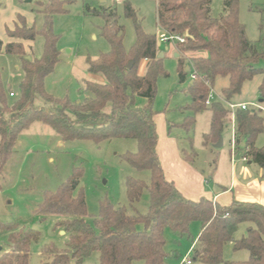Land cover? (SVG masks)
I'll use <instances>...</instances> for the list:
<instances>
[{
	"label": "trees",
	"instance_id": "1",
	"mask_svg": "<svg viewBox=\"0 0 264 264\" xmlns=\"http://www.w3.org/2000/svg\"><path fill=\"white\" fill-rule=\"evenodd\" d=\"M155 21L159 31L183 38L175 44L177 76L180 83L195 74L188 85L189 97L182 112L186 115L178 126L185 132L193 129L196 116L211 112L209 132L203 135L206 145H214L221 137L229 119L226 106L212 102L205 106L216 78H226L222 89L224 102H231L241 92L245 82L260 76L259 103L264 104V18L258 30V42L247 38L245 26L239 20V0H223L222 14L212 16V0H154ZM64 3L49 0L42 4L40 14L44 27L36 31L27 26L20 16L13 28L5 29L7 41L0 40V54L15 56L20 62L23 77L17 96L6 93L0 78V175L11 158L20 134L33 123L53 130L63 142L88 141L96 145L113 139H130L136 142V151L123 154V161L136 172H147L148 181L142 178L125 179L126 206H115L107 199L98 204L93 227L84 221L87 217L85 195L79 187L82 169H74L72 176L59 185L55 192H45L43 202L36 212L43 218L57 217L56 227L68 236L69 252H51L43 264H85L84 258L98 254L97 264H163L165 231L178 237H189L190 225L200 226L193 243L192 261L201 264H264V208L254 203L232 202L221 207L212 201L185 199L172 182L165 179L157 153V134L153 103L157 80L167 76L158 58L160 48L157 36L146 33L137 24L136 13L130 2H123V15L133 21L135 42L129 50L123 47V27L116 14L102 12L104 24L101 36L109 44V51L95 60L86 59L87 72L96 81L86 82L85 91L90 97L73 103L67 98L56 99L45 92L44 80L58 63L57 39L52 33L51 17L62 13ZM41 36L43 53L29 58L24 43ZM205 54L201 56L200 54ZM196 54L191 58L186 55ZM141 61H146L145 71L138 74ZM132 67L127 69V65ZM261 64V65H260ZM189 68V72L186 68ZM13 96L10 97L9 94ZM13 99V101H10ZM40 99L45 104L37 105ZM146 104L139 108L136 100ZM236 149L242 159L262 172L264 179V145L256 147L258 137L264 134V112L237 109L235 111ZM244 141V146L241 144ZM184 160L193 163L185 155ZM148 195L144 213L136 209L143 193ZM245 224L246 234L240 239L234 235ZM38 237L31 230L11 234L9 252L0 255V264H28L30 243ZM226 244L234 250H245V261H228L223 258Z\"/></svg>",
	"mask_w": 264,
	"mask_h": 264
},
{
	"label": "rangeland",
	"instance_id": "2",
	"mask_svg": "<svg viewBox=\"0 0 264 264\" xmlns=\"http://www.w3.org/2000/svg\"><path fill=\"white\" fill-rule=\"evenodd\" d=\"M64 3L63 12L51 17V29L56 36V47L59 61L53 72L44 80L45 92L56 98H67L70 102L78 103L90 94L85 91V83L96 81L87 72L86 59L95 60L100 54L109 51V44L101 36L104 24L102 12L116 14L117 22L123 27V47L129 50L135 42V26L132 20L123 15V2H130L136 13L137 24L146 33L156 35V5L154 0H60ZM49 0H0V40L7 41L6 28H13L17 18L22 16L27 26H33L36 31L44 27V17L40 14L41 5ZM222 0H212L211 11L216 17L222 11ZM264 18V0H239V20L245 26L247 38L261 49V34L258 26ZM159 45V44H158ZM44 41L41 36L31 43H24L29 58H38L43 53ZM159 45L164 55L162 66L167 76L157 80L156 95L153 103L155 124L160 131L162 123L181 124L185 115L182 109L190 103L185 94L191 83L190 74L180 83L176 73L177 60L174 53L167 52L166 47ZM176 52L175 45L171 46ZM160 51V52H161ZM261 65V64H260ZM23 77L20 62L17 57L0 54V78L6 93L12 92L17 96L18 86ZM260 76L245 82L241 92L234 96L230 103L257 104L259 100L258 87ZM228 84L226 78H216L211 88L214 100H222L221 91ZM143 99H137L136 104ZM13 101V99H10ZM36 104L45 103L37 99ZM264 109V104H262ZM211 112L205 110L195 118L193 129L189 132L175 129L172 137L179 139L180 149L184 155L193 160V166L201 175L205 173L204 184L219 179L226 182L231 171L239 166L249 168L250 172H259L256 165L242 161V151L232 152L231 124L227 121L221 135L222 146L214 148L203 142V135L209 132ZM157 134V132H156ZM158 140V134H157ZM264 145V134L255 143L256 147ZM136 142L130 139H113L101 144L88 141L63 142L50 128L40 123H33L23 131L16 144L11 158L8 160L0 175V255L9 252L7 242L11 234L31 230L38 237L29 246L28 264H43L51 252H69L68 236L56 227L57 217H42L36 212L43 202L45 192H55L59 185L66 182L74 169H82L79 187L85 195L87 217L84 221L93 227L94 218L98 212V204L107 199L115 206H126L125 179L127 177L142 178L148 181L147 172H136L127 165L122 155L136 151ZM234 153V161L231 155ZM235 167H237L235 169ZM148 206V195L143 193L136 209L144 213ZM247 225L239 226L234 235L240 239L246 234ZM200 226L194 222L190 225L189 237H178L170 231H165V251L167 253L163 264H182L187 258L191 264H201L192 261V248L199 234ZM245 250H234L233 245L226 244L223 248V258L228 261H245L248 259ZM85 264H97L98 254L93 253L83 259ZM132 264H143L140 261Z\"/></svg>",
	"mask_w": 264,
	"mask_h": 264
},
{
	"label": "crops",
	"instance_id": "3",
	"mask_svg": "<svg viewBox=\"0 0 264 264\" xmlns=\"http://www.w3.org/2000/svg\"><path fill=\"white\" fill-rule=\"evenodd\" d=\"M100 2L104 3L103 0H100ZM220 14H222V11ZM212 16L216 17L213 13ZM166 48L167 52L174 53V57L175 55L178 56L171 46L170 48ZM200 55L205 56L203 53ZM177 56L175 58H177ZM193 56L197 55H186L187 58ZM145 67L146 61H141L138 67L139 75L144 73ZM145 104V100L140 101L139 108L143 107ZM155 119L154 116V123L156 122ZM228 121L230 120L228 119ZM178 125L179 124L172 125L170 122H167V124L162 123L159 131L157 124H155L158 134L156 153L165 179L172 182L185 199L194 202L205 199L221 207L229 206L235 201L239 203H254L264 208V179H262V172L260 169L259 172L254 174L250 172L249 168L239 166L237 172L233 170L234 168L232 169L231 175L226 182L219 179H212V181L204 184L205 173L201 175L197 168L193 166V163L184 160L183 153L186 152L180 149L178 137L174 138L171 135L173 130L180 129ZM233 161L234 158L233 160L231 159L232 163ZM236 168L237 167H235V169Z\"/></svg>",
	"mask_w": 264,
	"mask_h": 264
},
{
	"label": "built area",
	"instance_id": "4",
	"mask_svg": "<svg viewBox=\"0 0 264 264\" xmlns=\"http://www.w3.org/2000/svg\"><path fill=\"white\" fill-rule=\"evenodd\" d=\"M122 0H114V2L116 3H119L121 2ZM157 41H158V44L159 45H165V46H168V45H175L177 43H182L183 42V38L181 36H177V35H170V34H167L165 32H162L160 31L159 32V35L157 37ZM190 78L191 80H195L196 79V75L195 74H192L190 75ZM211 89H210V92L208 94V97L205 101V106H210L212 102H215L216 100H214V98L212 97L211 95ZM10 97H12L13 95L10 93L9 94ZM220 102H222L228 112H229V120H230V124H231V130H230V133H231V140H230V145L232 146V152L236 151V143H235V140H236V137H235V134H236V129H235V111L237 109H241V110H247V109H254V110H260L262 112H264V109L263 107L257 103V104H252V106H249L248 104H233V103H230V102H224L223 100H219ZM233 156H234V153L231 155V159L233 160ZM243 161H245L243 159ZM182 264H191V261L187 258H185L183 261H182Z\"/></svg>",
	"mask_w": 264,
	"mask_h": 264
},
{
	"label": "water",
	"instance_id": "5",
	"mask_svg": "<svg viewBox=\"0 0 264 264\" xmlns=\"http://www.w3.org/2000/svg\"><path fill=\"white\" fill-rule=\"evenodd\" d=\"M31 0H26V2H30ZM106 0H103V2H105ZM165 50H167V48H165ZM163 52L164 51H161L160 53H159V55H158V58H162L163 57ZM177 55H175V57H176ZM132 67V63L130 62L128 65H127V69H130ZM189 68H186V71L187 72H189ZM259 101V103H262V100L260 99V100H258ZM222 146V138L220 137L219 139H218V142L216 143V144H214L213 145V147L214 148H220ZM243 146H244V141L242 142V144H241V148H243ZM62 233H64V232H62Z\"/></svg>",
	"mask_w": 264,
	"mask_h": 264
}]
</instances>
